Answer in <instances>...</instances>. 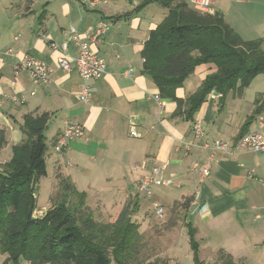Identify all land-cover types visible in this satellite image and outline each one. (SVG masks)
Returning a JSON list of instances; mask_svg holds the SVG:
<instances>
[{
	"label": "crops",
	"instance_id": "1",
	"mask_svg": "<svg viewBox=\"0 0 264 264\" xmlns=\"http://www.w3.org/2000/svg\"><path fill=\"white\" fill-rule=\"evenodd\" d=\"M141 2L104 0L97 7H88L79 0H0V131L5 138L0 165L11 158L12 147L23 139V116L48 112L44 135L51 149L47 148L45 155L53 163L54 174L68 177L78 191L89 195L97 190L91 175L101 172L106 180H116L118 189H133L137 210L138 198L145 196L137 192V181L153 167L164 166L162 177L172 180L169 188L177 190L165 197L160 190H152L163 186L152 183L153 197L149 198L161 205L190 197L188 215L194 230L207 238L220 237L216 245L204 248L209 255L221 249L233 258L246 240L254 249L264 247V152L236 147L232 155L214 151L211 157L201 146L204 140L231 145L248 119L246 132L260 131L264 136V126L257 124L264 110V85L257 87L261 74L240 94L230 91L221 100L220 94L211 92L193 120L175 116L176 102L160 99L156 85L142 70L144 43L167 10ZM212 6L243 39L261 38L264 42V0H212ZM101 21L107 23L105 34L90 41L89 34ZM72 29L104 59L105 73L100 78L83 80L74 63L69 72L58 66L61 50L51 43L66 42L65 53L77 55ZM7 47L12 48V54L4 53ZM24 56L48 68L47 81L34 84L29 72L15 68ZM215 70L213 63L197 65L176 89V96L186 98ZM85 85L91 93L88 103L78 99ZM71 120L83 126L84 134L56 153L53 144L57 135ZM131 122L138 137L129 135ZM195 122L200 123L204 137L193 135ZM3 152L7 154L1 157ZM87 162L94 165L88 177L83 173ZM194 162L208 166L206 177L193 169ZM256 214L262 217L257 219Z\"/></svg>",
	"mask_w": 264,
	"mask_h": 264
},
{
	"label": "trees",
	"instance_id": "2",
	"mask_svg": "<svg viewBox=\"0 0 264 264\" xmlns=\"http://www.w3.org/2000/svg\"><path fill=\"white\" fill-rule=\"evenodd\" d=\"M167 10L145 41L143 72L158 89L160 99L176 102L175 116L193 120L194 114L211 92L220 99L230 91L239 94L258 74H264V42L261 38L243 39L227 24L221 13H201L189 0H142ZM213 63L208 74L186 98L176 89L199 64ZM48 112L27 113L20 129L22 141L12 147V156L0 168V251L3 264H129L135 255L140 234L131 220L136 205L123 209L117 218L102 225L83 211L85 193L78 191L69 178L57 172L56 180L64 193L75 194L76 203L66 199L51 205L40 217H32L36 207V185L46 175L44 132ZM248 119L236 140L247 131ZM5 143L0 131V149ZM190 225V224H189ZM190 231L194 228L190 225ZM196 242L192 247L195 249ZM196 250V249H195ZM196 253V251H195ZM223 264L234 261L229 253L217 252ZM195 264H205L196 257Z\"/></svg>",
	"mask_w": 264,
	"mask_h": 264
},
{
	"label": "rangeland",
	"instance_id": "3",
	"mask_svg": "<svg viewBox=\"0 0 264 264\" xmlns=\"http://www.w3.org/2000/svg\"><path fill=\"white\" fill-rule=\"evenodd\" d=\"M263 78L264 74H261L257 79L259 80L257 87L260 89L264 85ZM50 147L51 145L47 142V151L51 149ZM8 152L10 153V151ZM5 154L7 152L1 153V157H4ZM46 162V175L41 176L36 185V207L32 211V217L41 216V212H37V210L45 213L51 205L62 201V199H66L69 204H74L78 200L75 194L64 193L61 183L55 178L52 161L47 157ZM93 166L88 162L83 166V169H86V172L83 170V173L87 177L90 176L89 172ZM102 175L101 172H94L91 175L96 180L98 186L95 188L97 190L89 191V195L85 194L83 205V211L90 213L93 221L99 225L113 222L123 209L128 208V211L133 209V198L135 197L133 189H118L117 187L120 185L116 180L108 181L101 177ZM152 190H160L167 197L168 192L177 189L163 186L152 188ZM190 199L187 196L183 197L181 202H176L174 199L162 202L164 215L156 217L152 208L153 200L143 195H141V199L138 198V209L132 213L131 220L138 225L140 237L136 242L137 251L129 264H195L196 257L205 264H223L217 254L209 255V252L204 249L206 245H209L210 248L212 244L216 245L220 237L214 238L211 235L207 238L205 234H201L202 231H190L192 221V216L188 215ZM193 241L197 243L196 250L192 247ZM248 241L246 240L240 249L234 251V261L238 262V258H243L244 264H264V247H255L254 249ZM4 260L5 255L0 251V264H3ZM22 264L27 263L22 261Z\"/></svg>",
	"mask_w": 264,
	"mask_h": 264
},
{
	"label": "built area",
	"instance_id": "4",
	"mask_svg": "<svg viewBox=\"0 0 264 264\" xmlns=\"http://www.w3.org/2000/svg\"><path fill=\"white\" fill-rule=\"evenodd\" d=\"M85 6L97 7L103 4L104 0H79ZM191 6L201 12L214 14V8L212 6V0H189ZM107 30V23L101 21L89 34L90 41H97L102 37ZM70 37L78 45V53L75 56H69L65 53L66 42L61 44L51 43L52 47L61 50V54L58 57V66L65 72H69L72 68V63L75 64L79 76L87 81L91 79H98L105 73V61L104 59L89 49L88 42L81 41L79 39L76 30L72 29L70 32ZM5 54H12V48L7 47L4 50ZM16 69H23L29 72V76L34 84L40 82H45L49 78L48 68L38 60L32 57L24 56L16 65ZM91 93L89 91V86L85 85L81 88L78 99L80 102L88 103L90 101ZM158 99V97H156ZM257 124L259 128L264 126V110L260 112L257 118ZM193 135L195 138H202L204 134L202 132L200 123L195 122L192 127ZM84 134L83 126L76 121H66L62 131L57 135V138L53 144V149L56 153H61L67 146L70 140L73 138L82 137ZM129 135L131 137H138L139 133L135 128L133 122L129 126ZM202 148L209 151V156L214 155V151L222 152L226 156L232 155L234 148L242 147L253 150L255 152H264V136L260 131H248L244 133L240 138L235 140L231 145L220 141H209L204 140L202 142ZM164 166L153 167L149 174L143 175L137 181L136 189L140 194H144L147 197L151 196L150 185L152 183L162 185V186H172L174 183L172 180L164 179L162 177ZM193 169L200 171L202 177H206L209 173V168L207 165H199L197 162L193 163ZM153 213L156 217H163L164 208L157 202H152ZM41 216L44 214L42 211ZM264 216V212L262 214ZM261 214H256L257 219L262 217ZM40 217V216H38Z\"/></svg>",
	"mask_w": 264,
	"mask_h": 264
}]
</instances>
